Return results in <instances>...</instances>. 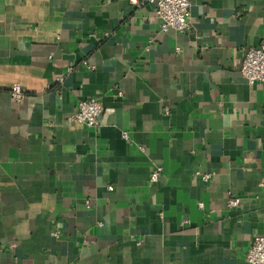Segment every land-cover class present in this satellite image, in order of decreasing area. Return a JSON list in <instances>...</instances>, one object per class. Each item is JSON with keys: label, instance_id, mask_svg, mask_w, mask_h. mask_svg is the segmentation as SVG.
I'll return each mask as SVG.
<instances>
[{"label": "crops", "instance_id": "0c3cea01", "mask_svg": "<svg viewBox=\"0 0 264 264\" xmlns=\"http://www.w3.org/2000/svg\"><path fill=\"white\" fill-rule=\"evenodd\" d=\"M142 2L0 0V264H246L264 237V0H191L183 33Z\"/></svg>", "mask_w": 264, "mask_h": 264}, {"label": "built area", "instance_id": "2783aa9c", "mask_svg": "<svg viewBox=\"0 0 264 264\" xmlns=\"http://www.w3.org/2000/svg\"><path fill=\"white\" fill-rule=\"evenodd\" d=\"M142 4L153 7L155 17L160 21L162 32L173 30L177 33H183L188 29L189 10L191 0H143ZM82 66L91 68L87 62H82ZM72 69H67L66 73L58 75L55 83L61 87L66 74ZM240 73L242 77L251 85L264 84V37L257 47L249 48L241 62ZM10 97L16 103H21L24 94L19 85H13L10 90ZM102 108L96 99L81 101L77 105V110L70 120L80 123L88 128H95ZM126 138L125 135H123ZM163 174L162 167H155L149 173V182H156ZM201 179L207 181L211 175L201 174ZM109 191L112 187H107ZM89 208V203L87 202ZM239 206V199L231 197L227 201V208L232 209ZM198 208L202 209V203H198ZM244 261L246 264H264V237H256L245 254Z\"/></svg>", "mask_w": 264, "mask_h": 264}]
</instances>
